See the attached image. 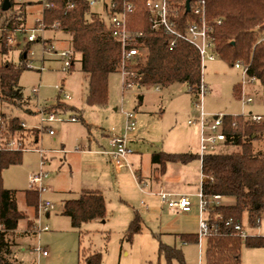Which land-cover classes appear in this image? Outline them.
Returning a JSON list of instances; mask_svg holds the SVG:
<instances>
[{"label":"rangeland","instance_id":"374dc122","mask_svg":"<svg viewBox=\"0 0 264 264\" xmlns=\"http://www.w3.org/2000/svg\"><path fill=\"white\" fill-rule=\"evenodd\" d=\"M92 11L104 16L98 5ZM40 20L41 8L37 4L29 5L23 27L30 29ZM53 25L47 26L44 37H63L67 48H72L71 36ZM1 31L5 33L3 28ZM17 36L21 45L16 50L0 45V50L5 47L9 50L7 55L0 53V66L7 61L15 65L22 63L21 53L26 42L22 34ZM28 47L34 55L30 56L32 62H27L19 81L27 102L19 108L6 103L0 105V150L9 149L10 142L14 143L10 146L12 150L23 149L21 162L2 171V182L4 188L16 191L19 210L35 215V228L47 227L48 231L17 236L26 238L15 250L12 247L14 263L85 264L90 254L100 253L102 264H167L159 256L160 245H167L183 252L184 264H204L199 244L184 243L181 238L183 234L200 235L201 216L205 221L211 218L209 210L203 215L200 212L203 182L198 130L188 121L198 119L201 110L193 105L195 98L190 96L188 87L174 84L156 91L155 86L127 85L120 70L109 77L107 104L91 106L87 102L88 78L81 70L79 55L74 67L65 70L59 53L66 47L58 49L55 46L57 55L44 56L41 43ZM127 74L131 78L129 72ZM202 78L206 87L204 112L226 117L258 115L264 119V86L258 80L248 79L243 69L217 56L214 61H205ZM242 94L252 97V102L244 103ZM188 101L192 108L190 113L185 110ZM58 102L73 106L77 111H59L53 121L43 122L41 111ZM79 113L83 120L79 119ZM126 113L135 115L134 131H126ZM10 118H18L26 131L8 136L5 141L1 129ZM35 129L40 130L37 143L31 132ZM121 136H127L134 154L128 156V165L117 168L104 153V148H108L112 138ZM77 148L81 152L76 153ZM239 150L233 145L221 147L223 152ZM253 150L264 152V138L253 143ZM153 152H190L197 157L184 163H167L165 174L155 180L157 171L151 162ZM40 173L45 174V190L39 193V203L49 201L54 205L49 215L39 210V204L37 209L28 206L25 199V192L34 187L30 177ZM84 188L98 189L103 194L106 217L73 228L70 218L62 214L63 204L65 200L79 198ZM161 193L174 199L188 197L192 203L191 212L163 206ZM234 201L224 198L217 204L211 198L209 205L233 204ZM134 220L139 221L141 230L129 236ZM242 223L248 236L264 237V214L257 227L249 225L247 213ZM25 225L24 220L20 221L19 230ZM41 249H46L47 257L40 255ZM241 264H264V247L248 248L243 244Z\"/></svg>","mask_w":264,"mask_h":264},{"label":"trees","instance_id":"16d2710c","mask_svg":"<svg viewBox=\"0 0 264 264\" xmlns=\"http://www.w3.org/2000/svg\"><path fill=\"white\" fill-rule=\"evenodd\" d=\"M0 5V27L13 30L23 27L26 22L29 3H17L10 0L8 11ZM138 8L130 17V30L134 34L142 33L137 42L145 52L143 58H137L126 66L131 75L130 81L138 87H169L185 84L189 92L198 93L203 82L202 64L198 51L189 43L164 31L151 29L145 0H133ZM179 7L180 30L185 31L191 22L192 14L186 12L187 0H171ZM196 0H191L190 6ZM207 18L213 25L214 50L219 58L231 66L238 62L247 68V78L258 80L264 86V0H204ZM74 4L73 8L68 7ZM44 23L49 26L59 22L60 29L71 36L72 50L80 56L82 72L88 78L87 102L91 106L104 107L108 101V81L111 74L120 71L121 46L111 33L107 21L92 11L88 0H57L54 9L44 12ZM220 20V24L217 21ZM263 39V40H262ZM2 38L0 39L1 43ZM174 41L175 45L171 46ZM5 46L4 44H2ZM3 48L1 54H8ZM21 64L7 61L0 66V105L3 103L19 108L26 104L20 77L27 68V59L21 56ZM238 94V91H237ZM142 97L139 98V103ZM75 109L63 102L49 107L46 113H57ZM5 117V115H2ZM252 115L225 117L224 131L228 136L226 145H233L239 151L217 152L205 155L201 161L202 174L207 178L202 183V192L208 202L214 196L233 198V204H220L208 207L210 217L221 216L220 220H211L217 226V234L204 240V264H241V247L263 248L264 237L241 238L225 222L243 227V215L248 214L252 227L260 224L264 214V152H255L253 143L264 138V121L255 122ZM79 119L83 118L79 115ZM26 131L18 118H10L2 127V138ZM35 140L40 130H32ZM22 151L0 150V219L5 231L0 232V264H15L11 261L14 240L12 233L18 228L20 220L25 218L18 209L16 191L3 187L2 171L21 162ZM192 153L168 154L154 153L152 163L158 166L162 175L169 162H188L196 158ZM199 157V155H198ZM210 178L213 181H210ZM28 206L37 207L39 191H26ZM62 214L69 217L73 228L84 223L102 220L106 217L104 196L95 191H84L77 199L67 200L63 204ZM244 229V227H243ZM130 234L138 233L141 226L134 220ZM245 230V229H244ZM184 243H198L197 234H183ZM160 258L167 264H184L183 252L175 247L160 245ZM85 264H102L100 253H92Z\"/></svg>","mask_w":264,"mask_h":264},{"label":"built area","instance_id":"2783aa9c","mask_svg":"<svg viewBox=\"0 0 264 264\" xmlns=\"http://www.w3.org/2000/svg\"><path fill=\"white\" fill-rule=\"evenodd\" d=\"M17 3H35L42 10V20L36 22V25L32 28L20 27L13 30H5V33L1 31L0 36L2 38L0 45L4 44L8 48L17 49L21 45V39L18 38V33L22 34L26 46L25 50L21 54H26L28 62H32L30 56L34 53L29 51L28 45L32 43H41L42 55L55 53L57 55V50L55 46L49 44L44 33L46 32L47 25L44 23V12L48 9H54L56 7L57 0H14ZM91 8L98 5L102 8L104 18L109 27L111 28V33L113 38L120 43L121 46V64L120 70L123 73L126 84H133L128 77V72L126 71V66L128 63L132 62L137 58H143L145 56L144 50H142V44L137 42V38L142 36V33L134 34L130 30V17L134 14L138 8L136 2L133 0H88ZM145 8L148 12L149 22L151 24V29L154 31H164L171 36L183 39L190 45H192L199 53L201 58L202 67L206 60L214 61L218 56L214 50V41L212 37L213 25H211L207 18V8L206 2L204 0H196L193 5L190 6V11L188 13L192 14L191 22L187 23L185 31L180 30L181 23H179V7L176 6L171 0H145ZM74 4H71L68 9L73 8ZM220 24V20L217 21ZM55 28H59V22L54 23ZM263 40V39H262ZM175 42H171V46H174ZM61 59L63 60L64 69H71L74 61V51L73 50H63L59 53ZM45 57H43L44 60ZM236 68L243 69L244 75L247 77L248 68L241 62L235 64ZM158 89V88H157ZM190 94L195 98L193 100V105L200 109V116L198 119H190L188 124L199 129L200 140H199V158L203 161L205 155L210 153H217L221 151V147L225 146L228 141V136L224 131V120L225 117L222 114L213 115L204 112L203 110V98L206 94V87L202 82L200 90L198 93L190 92ZM69 98L68 95H65ZM196 99H202L196 101ZM242 99L244 103L252 102V97L242 94ZM42 121H53L55 119V113H46L41 111ZM47 114V117L45 115ZM135 115L134 113H126V131L135 130ZM255 122H261L264 119L261 116L254 115L251 118ZM52 134L53 132L50 131ZM14 143H9L7 146L10 150ZM110 145L112 147L111 151H105L104 153L111 157L113 164L117 168H122L128 165V156L133 154V150L128 146L127 136L114 137L111 139ZM18 145V149H19ZM45 162V160L43 161ZM45 178L44 173L30 177V183L34 186L33 188L39 192L45 190L43 187V179ZM207 178L202 174V182L206 181ZM210 181H213L210 178ZM201 203L200 212L203 215L204 212L208 210L209 202L206 196L203 194L202 190L200 193ZM212 199L217 201L221 200L220 196H214ZM160 203L163 206H167L170 209H174L183 213H189L192 210V203L188 197H180L179 199H174L169 195L160 194ZM53 204L49 201L43 202L39 205V210L44 213L50 211L53 208ZM211 217L208 221H205L201 216L200 228L201 232L199 236V247L200 252H203L204 240L210 235L217 234V226L211 224ZM221 216L217 215L213 220H220ZM226 227L233 228L241 238L248 237V234L243 229L240 224H233L232 220L225 222ZM48 231V228L44 229L35 228V233L40 231ZM5 231L3 224L0 219V232ZM43 256H47L48 253L44 249L40 250ZM202 264V263H200Z\"/></svg>","mask_w":264,"mask_h":264},{"label":"crops","instance_id":"0c3cea01","mask_svg":"<svg viewBox=\"0 0 264 264\" xmlns=\"http://www.w3.org/2000/svg\"><path fill=\"white\" fill-rule=\"evenodd\" d=\"M33 5L35 4V3H32ZM27 17V16H26ZM57 33V32H56ZM50 34H54L55 35V33H53V32H50ZM45 35H47V33L45 32ZM45 39H46V41L49 43V44H53V46H57V48L58 49H61V48H59L60 46H62V47H66V48H64L63 50H72V48L70 47H68L67 48V44L65 43V39L63 38V37H59V38H57V37H55V36H53V35H51L50 37H45ZM56 42V43H55ZM29 46V45H28ZM14 50H16V49H14ZM13 50V51H14ZM57 50V49H56ZM24 55H26V54H21V56H24ZM77 56L78 55H76L75 53H74V61H73V65H72V68L74 67V65H75V62H76V60H77ZM25 58H26V56H25ZM27 59V58H26ZM79 59H80V56H79ZM44 60H45V58H44ZM27 62H28V60H27ZM71 68V69H72ZM158 88V89H157ZM159 87H156V91H159ZM190 96H191V94H190ZM190 101H188L187 102V105H186V108H185V110L187 111V112H191V110H192V108H191V106H190ZM179 105V104H178ZM67 106H69V107H71V108H73V109H75V111H77V109L75 108V107H73V106H70V105H67ZM180 106V105H179ZM182 106V105H181ZM45 111V110H44ZM29 112H31V111H29ZM79 115L81 116V114L79 113ZM258 116V115H257ZM24 126V125H23ZM197 128V127H196ZM197 130H198V142H199V140H200V134H199V129L197 128ZM32 137H33V135H32ZM33 139H34V137H33ZM34 141L37 143L38 141H39V137H38V139L37 140H35L34 139ZM111 142V141H110ZM9 143V142H8ZM198 146H199V144H198ZM105 150H104V152L105 151H111V149H112V147H111V145H110V143H109V146H108V148H104ZM7 150H10V149H7ZM20 151H22L23 149H19ZM12 151H18V150H12ZM79 152H81L78 148L76 149V153H79ZM154 153H158V152H153L152 153V155L154 154ZM164 153H166V152H164ZM181 153H190V152H181ZM133 154H134V152H133ZM169 154V153H168ZM152 155H151V162H152ZM110 158V161L112 162V164H113V161H112V159H111V157H109ZM114 165V164H113ZM155 165V164H154ZM166 167H167V165H166ZM155 168H156V171H157V173L155 174V176H154V179L155 180H159L160 179V177H162L164 174H165V172L162 174V175H160V173H159V171H158V166L157 165H155ZM139 180H141V177H139ZM31 189H34V188H31ZM29 190V189H28ZM84 191H95V192H99V193H101L98 189H89V188H84V189H82L81 191H80V196H81V194L84 192ZM40 193V192H39ZM102 194V193H101ZM103 195V194H102ZM79 196V197H80ZM25 199H26V192H25ZM224 198H221V200H223ZM68 200H71V199H68ZM65 201H67V200H65ZM16 202H17V200H16ZM26 203H27V199H26ZM38 204L40 205V203L38 202ZM28 205V204H27ZM19 209V208H18ZM35 209H37V207H35ZM23 212V211H22ZM50 212V211H49ZM49 212H47L46 214L47 215H49ZM24 213V215H25V218L24 219H22V220H24L25 222H26V225H25V227L24 228H22V229H20L19 230V223H20V221H22V220H20L19 221V223H18V228L12 233V235H11V237H12V239L14 240V245H13V249L15 250V247H17L20 243H22L23 242V239L24 238H26V237H17V236H31V235H35L36 233L34 232L35 231V226H34V218H35V215H32L31 216V214H28L27 212H23ZM31 223V224H30ZM31 227V228H30ZM30 228V229H29ZM34 228V229H33ZM14 250H12V255L10 256V259H11V261L12 262H14V259H15V256H14V254H15V252H14ZM44 250H46V249H44ZM203 254H204V248H203V252H202ZM40 255L41 256H43L41 253H40ZM44 257H47V256H44ZM203 259H204V256H203Z\"/></svg>","mask_w":264,"mask_h":264},{"label":"water","instance_id":"95a60500","mask_svg":"<svg viewBox=\"0 0 264 264\" xmlns=\"http://www.w3.org/2000/svg\"><path fill=\"white\" fill-rule=\"evenodd\" d=\"M190 3H191V0H187L186 1V12H189L190 11ZM11 7V3H10V0H4L3 1V4H2V10L3 11H8ZM26 55H24L25 57Z\"/></svg>","mask_w":264,"mask_h":264}]
</instances>
